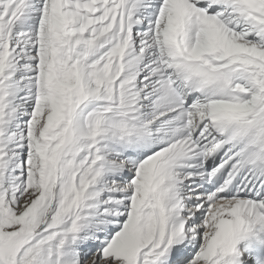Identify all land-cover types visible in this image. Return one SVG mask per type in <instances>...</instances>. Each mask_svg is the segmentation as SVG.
<instances>
[{"label":"snow or ice","instance_id":"obj_1","mask_svg":"<svg viewBox=\"0 0 264 264\" xmlns=\"http://www.w3.org/2000/svg\"><path fill=\"white\" fill-rule=\"evenodd\" d=\"M0 264H264V0H0Z\"/></svg>","mask_w":264,"mask_h":264}]
</instances>
